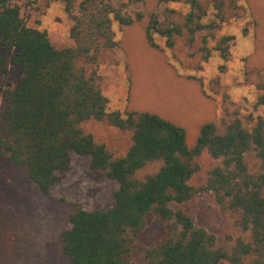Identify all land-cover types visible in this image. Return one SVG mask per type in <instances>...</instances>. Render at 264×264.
<instances>
[{"label":"trees","instance_id":"16d2710c","mask_svg":"<svg viewBox=\"0 0 264 264\" xmlns=\"http://www.w3.org/2000/svg\"><path fill=\"white\" fill-rule=\"evenodd\" d=\"M16 1L0 0V79L11 66L20 74L16 86L0 88V105L2 99L7 102L0 155L24 168L47 194L68 170L71 153L89 156L93 175L102 173L119 184L109 209L88 211L77 204L70 213L71 226L61 233L70 263L264 264V115L248 122L234 118L224 129L205 123L190 146L182 126L157 114L110 112L102 90L99 60L118 45L114 24L128 27L148 19L145 38L151 47L161 36L173 48L186 32L193 46L198 32L216 28L215 23H203L206 12L200 2L187 0L191 11L180 25L172 22L174 10L146 15L133 9L141 0H62L74 46L57 49L47 32L29 26L26 11ZM233 40L224 36L219 41L215 51L224 60ZM200 51L204 60L210 58L206 41ZM256 107L264 110V96ZM89 121L131 132L128 152L117 157L97 143L84 130ZM204 153L218 164L196 188L191 181L199 171L196 160ZM249 156L257 161L253 169ZM156 162H162L158 172L137 177ZM202 194H211L219 211L230 215L246 237L227 248L198 226L185 206ZM154 219L163 224V232L154 245L144 247L140 241ZM135 250L143 261H134Z\"/></svg>","mask_w":264,"mask_h":264},{"label":"rangeland","instance_id":"374dc122","mask_svg":"<svg viewBox=\"0 0 264 264\" xmlns=\"http://www.w3.org/2000/svg\"><path fill=\"white\" fill-rule=\"evenodd\" d=\"M125 1V0H119ZM206 12L204 24H216L196 34L193 46L188 33L177 37L173 48L166 39L155 37L156 47L145 38L147 20L133 26L114 24L117 47L100 57L99 74L109 111L151 112L182 126L193 146L200 127L208 122L220 129L234 118L248 122L264 115L257 101L264 96V0H198ZM224 2V7H218ZM28 17L29 26L47 32L57 49L74 46L70 22L62 0H17ZM133 9L171 14L172 22L183 25L191 11L187 0H141ZM170 14V13H169ZM168 14V15H169ZM148 17V16H147ZM225 19V21H222ZM171 20V19H170ZM224 36H233L230 56L224 60L215 51ZM207 42L211 56L204 60L200 51ZM0 79V88L16 86L19 72L9 68ZM92 71V67H88ZM7 108L0 105V129ZM84 130L104 144L115 156H124L132 145V134L107 122L89 121ZM70 166L47 194L34 184L22 167L0 155V264H71L63 252L61 233L70 228L69 215L79 204L88 211L107 210L114 204L116 181L104 174H92L91 158L71 153ZM199 171L191 185L200 188L218 161L204 153L196 160ZM250 167L257 166L254 156ZM162 162L148 165L137 173L139 179L159 171ZM185 208L198 226L213 233L219 245L230 248L246 235L233 219L217 208L211 194H202ZM157 219L146 228L140 244L152 246L163 232ZM134 261H143L135 250Z\"/></svg>","mask_w":264,"mask_h":264}]
</instances>
